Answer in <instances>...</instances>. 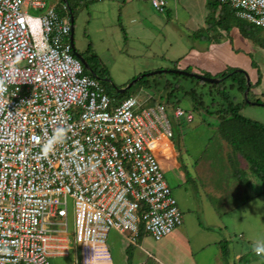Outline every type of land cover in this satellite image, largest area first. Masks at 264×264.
<instances>
[{
	"label": "built area",
	"instance_id": "obj_1",
	"mask_svg": "<svg viewBox=\"0 0 264 264\" xmlns=\"http://www.w3.org/2000/svg\"><path fill=\"white\" fill-rule=\"evenodd\" d=\"M220 2L264 27V0ZM152 3L164 11L166 0ZM71 15L66 3L0 0V264H51L72 242L78 264H114L111 229L137 243L141 229L161 240L183 223L157 150L173 136L165 105L118 99L88 73ZM175 116L195 119L179 107ZM60 129L62 142L45 153Z\"/></svg>",
	"mask_w": 264,
	"mask_h": 264
},
{
	"label": "rangeland",
	"instance_id": "obj_2",
	"mask_svg": "<svg viewBox=\"0 0 264 264\" xmlns=\"http://www.w3.org/2000/svg\"><path fill=\"white\" fill-rule=\"evenodd\" d=\"M61 1L48 0V7L59 5ZM69 2L75 18L77 51L100 72L107 69L113 83L120 88L126 87L133 82V77L145 71L180 68L185 58L191 55V47L204 43V37L212 33L215 37L219 36L223 30L231 32L247 22L235 10L227 8L223 21L219 22L222 5L207 22L210 7L207 2L205 5L200 2L194 20L205 24L206 29L201 30L202 37H195L196 31L189 23L188 10L181 7L179 20L175 21L177 35L172 38L166 29L173 45L164 37H159L155 42L146 41V45H143L138 39L127 38L121 24L119 30L118 27H109L113 24L111 20L105 24L100 20L92 21V7L86 0ZM42 11L30 9L34 15ZM155 12L160 17L163 14V11ZM260 28L263 30L253 34L255 38L250 39L254 44L253 51L249 53L243 48L263 74L262 84L256 86L257 70L255 74L249 73L253 86L247 95V89L240 90L232 77L213 86L191 77L174 75L177 73L173 72L149 75L147 80L136 81L124 92H119L125 96H136L141 101L147 99L144 107L165 105L173 130V136L169 138L181 154L179 159L183 163L181 169L165 171L163 167L164 176L182 210L183 223L161 240H155L147 233L142 240L139 238L136 244L141 242L135 247L134 264L139 261L144 263L148 258L149 264H174L175 261L180 264H264V255L258 256L254 251L256 242L264 241V182L249 169V164L240 157L242 154L236 146L226 143L228 140L219 130L220 120L217 116L218 109L239 103L245 117L264 124V47L261 45L264 27ZM108 42L111 44L109 48ZM90 43L91 48L96 44L91 54L87 52ZM93 53L96 56L92 57ZM190 69L194 70L192 67ZM199 72L213 76L209 72ZM112 85L111 81L106 82L108 90L114 93L116 89ZM172 89L175 92L169 97L168 92ZM193 89L197 92V100L188 94ZM258 101L261 104L254 103ZM178 107L192 110L195 119L188 122L184 117L176 118L175 110ZM159 151L162 162L164 155L171 156V145L164 144ZM181 172L184 177L180 175ZM68 209L69 229L72 232V198L68 199ZM126 244V235L116 229L110 230L107 245L114 264H126ZM224 245L225 250L222 248ZM219 250H223L224 255L219 254L218 260ZM80 256V248L72 242L69 255L52 256L50 261L51 264H78Z\"/></svg>",
	"mask_w": 264,
	"mask_h": 264
},
{
	"label": "crops",
	"instance_id": "obj_3",
	"mask_svg": "<svg viewBox=\"0 0 264 264\" xmlns=\"http://www.w3.org/2000/svg\"><path fill=\"white\" fill-rule=\"evenodd\" d=\"M86 2L90 7H92V21L100 20L101 23L105 24L109 23L111 20L113 24L109 25V27L113 29L118 27L119 29L121 28L119 23L121 18L122 25L126 30L127 38L135 40L138 39L143 45H146V41L155 42L159 39V37H164L165 41H169L170 44L173 45V41L172 39H169L166 29L168 28L172 38H174L173 35H177V33H175L177 26L175 21L179 20V12L181 7L188 10L190 17L189 23H192L194 26L193 30L196 31L195 37H202L201 30L206 29L205 24L202 25L203 22H197L194 19L197 13L196 8L198 7L199 3L201 2L205 5L207 0H166L164 11H161L163 13L161 17L155 12V10H159L153 6L152 0H86ZM203 21L205 22V20ZM160 26L161 30L159 31ZM203 39L205 40L204 43H199L198 47H191V55H188L185 58V60L180 64V68L186 69L192 67L195 72H199L201 70L209 72L213 76H216L218 73H221L228 67L243 68L248 74H255L256 70L258 72L257 63L251 60L249 55L244 51L248 50L249 53L252 52L254 44L249 38L243 36L239 28H234L231 30V32H226L223 30L220 32V35L216 37L212 33ZM95 46L96 44H93L91 50L94 49ZM110 46L111 44L108 42L107 47L109 48ZM239 49L242 51H239ZM159 142L160 143L157 150L160 161V147L167 143L171 145V156L167 157L164 155L163 161L161 162L162 166L165 168V171L174 168L181 169L183 167V163H181L179 159L181 154L179 151H177V149H175V145L170 140V138L162 135L159 138ZM226 143L228 144V141ZM240 157H242L243 160L249 164V162L242 155ZM180 175L182 177L185 176L183 172H181ZM145 236L146 233L139 237L140 240H142ZM126 239V264H134L133 261L135 259V247L136 245H139V242L141 241H139L138 244L131 243L127 235ZM203 247L204 246L201 248ZM219 251L220 252L217 254L218 260L219 254L220 256L224 255L223 250ZM139 253L141 254V250ZM149 256H151V254H149ZM239 257H241V255ZM149 261L150 260L148 258L146 262L143 263L139 261L137 264H149ZM174 264L180 263L175 261Z\"/></svg>",
	"mask_w": 264,
	"mask_h": 264
},
{
	"label": "trees",
	"instance_id": "obj_4",
	"mask_svg": "<svg viewBox=\"0 0 264 264\" xmlns=\"http://www.w3.org/2000/svg\"><path fill=\"white\" fill-rule=\"evenodd\" d=\"M79 1H83V0H79ZM63 3H66L68 5V11L70 12V14L74 16L73 9H72V6L69 0H64V1L62 0L59 4V7H61ZM207 5L210 7L209 16L207 17V22H209L208 19L215 16V13L218 12L221 5L223 8L221 9L219 13V17H220L219 22L223 21V16L225 14V8L231 11H234V9L231 8L229 5L221 4L220 0H209L207 2ZM74 21H75V18H74ZM120 24H121L122 30L126 33V30L124 26L122 25L121 18H120ZM73 25H74V22H73ZM239 29L241 33L243 34V36L249 39H254L255 37H253V34L259 33L263 30V28H260V26H257L249 21L245 22V24H242L241 27H239ZM91 45L92 43L89 44V47L87 49L88 53H90L91 51ZM261 45L262 47H264V38L261 41ZM94 56L96 55H94L93 53L92 57ZM88 63L93 69V71L104 82L105 85H106V82L111 81L113 84L112 86L115 87L116 90L120 89L118 85L113 83L109 73H107L108 72L107 69H102V72H100L90 63L89 60H88ZM186 70L192 71V72L194 71L190 68H186ZM86 71L88 72L87 68H86ZM88 73H91V72H88ZM147 73L148 72H144V73H141L140 76L138 75V76L133 77V79L131 80L133 81L132 83L134 84L136 81L147 80V77H148ZM257 74H258V78L256 82L254 83V85L256 86L260 85L263 79V75L260 69H258ZM174 75L183 76V77H191V76H186L183 74H174ZM206 75L210 76L209 74H206ZM138 77L140 78L136 80ZM216 77L221 78L219 83L224 81L226 78L232 77L235 80L240 90L244 91L245 89H247L248 84H247V78H246V71H244L243 69H238L236 67H228L221 73H218ZM191 78L193 80H197L203 83H210V82H206V81H203L195 77H191ZM210 84L213 86L217 85V83H210ZM252 86H253V83L251 82L250 87ZM174 92H175L174 89H172L171 91L168 92V96L170 97L171 95L174 94ZM188 94H191L195 100L198 99V95L195 89L190 90ZM115 95L118 99H123V98L128 97L122 93H119L118 91H115ZM200 103H203V102L200 101ZM241 108H242V105L238 103L236 105L230 104L226 108L218 109L217 116L220 120L219 130L221 131L222 135L226 137V140H228V142H230L233 146H236L237 151L241 152L243 157L249 162V166H250L249 169L253 173H255L264 182V124L245 117L241 113ZM144 234H145L144 230L141 229L140 237ZM224 247L225 245L223 246V250H225Z\"/></svg>",
	"mask_w": 264,
	"mask_h": 264
},
{
	"label": "water",
	"instance_id": "obj_5",
	"mask_svg": "<svg viewBox=\"0 0 264 264\" xmlns=\"http://www.w3.org/2000/svg\"><path fill=\"white\" fill-rule=\"evenodd\" d=\"M71 21H72V25H73V22H74V16L71 15ZM71 43H72V46H73V52L75 53V55L81 59V61L83 62V64L85 65V67L96 77H99L94 71L93 69L89 66L86 58L80 53L77 51L76 49V46H75V36H74V25L72 26V34H71ZM162 72H173V73H177V74H183V75H186V76H191V77H195V78H198V79H201L203 81H206V82H210V83H219L221 78L219 77H209V76H206L205 74H202V73H199V72H192V71H188L186 69H180V68H174V69H162V70H155V71H150L147 73V75H154V74H157V73H162ZM140 77H138L136 80H138ZM246 78H247V90H246V95L248 93V91L250 90V85H251V78H250V75L248 73H246ZM133 83H129L126 87H123V88H120L118 89L117 91L118 92H124L128 87H130ZM249 101V100H248ZM255 104H259V102H254ZM261 104V103H260Z\"/></svg>",
	"mask_w": 264,
	"mask_h": 264
},
{
	"label": "clouds",
	"instance_id": "obj_6",
	"mask_svg": "<svg viewBox=\"0 0 264 264\" xmlns=\"http://www.w3.org/2000/svg\"><path fill=\"white\" fill-rule=\"evenodd\" d=\"M64 129L58 130V134L55 139L51 141V143L46 144L44 146L45 153L54 150V147L57 143L62 142L64 136ZM254 251L258 256L264 255V241H257L254 247Z\"/></svg>",
	"mask_w": 264,
	"mask_h": 264
}]
</instances>
